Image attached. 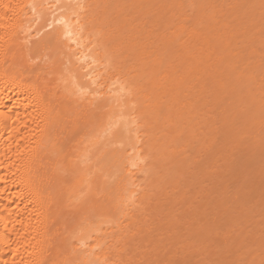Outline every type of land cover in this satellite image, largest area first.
I'll return each instance as SVG.
<instances>
[{"label": "rangeland", "instance_id": "1", "mask_svg": "<svg viewBox=\"0 0 264 264\" xmlns=\"http://www.w3.org/2000/svg\"><path fill=\"white\" fill-rule=\"evenodd\" d=\"M84 1L147 147L139 207L122 217L121 196L111 211L115 263L264 264V0Z\"/></svg>", "mask_w": 264, "mask_h": 264}, {"label": "bare ground", "instance_id": "2", "mask_svg": "<svg viewBox=\"0 0 264 264\" xmlns=\"http://www.w3.org/2000/svg\"><path fill=\"white\" fill-rule=\"evenodd\" d=\"M86 6L0 0V264H117L122 228L111 211L123 201L126 218L139 207L147 147L124 116L129 89L103 63ZM172 110L171 136L184 115ZM174 154L166 157L180 173Z\"/></svg>", "mask_w": 264, "mask_h": 264}]
</instances>
